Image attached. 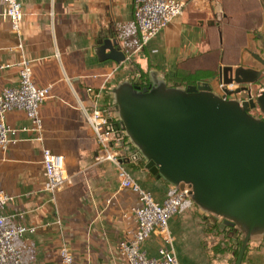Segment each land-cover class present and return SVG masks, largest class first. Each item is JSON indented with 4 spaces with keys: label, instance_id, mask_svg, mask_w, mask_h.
<instances>
[{
    "label": "crops",
    "instance_id": "crops-1",
    "mask_svg": "<svg viewBox=\"0 0 264 264\" xmlns=\"http://www.w3.org/2000/svg\"><path fill=\"white\" fill-rule=\"evenodd\" d=\"M19 1L23 49L18 48L19 38L0 3V63L14 64L0 71V89L19 85L16 64L22 55L32 60L35 82L52 83L53 89L40 109L43 141L33 139L35 133L29 130L25 112L12 111L6 119L20 131L17 143L0 149V189L16 197L4 207V214L10 224L25 223L37 229L16 238L15 243L27 264H61L59 249L64 242L79 262L127 264L118 254V245L136 228L130 210L138 198L120 186L114 162H96L101 151L82 111V105H91L87 89L99 91L104 85L99 105L108 109L111 88L135 74L143 73L142 79L150 84L155 72L169 85L180 87L216 80L221 66L236 64L246 56L263 6L257 0H218L223 22H216L220 21L215 12L217 0H181L186 2L184 13L136 52L139 32L133 0ZM230 32L239 39L231 40ZM216 49L220 50L217 61L213 59ZM235 54L237 60L231 57ZM214 62L217 75L211 74ZM199 70L203 74L196 77ZM43 147L65 156L71 179L54 194L46 190ZM124 162L157 201L174 192L175 187L146 169L143 160L125 157ZM176 217L170 219V229L180 264H230L231 257L219 258V245L214 249L207 241L211 250L207 252L199 237H193L194 227L186 231L185 240L181 233L174 234ZM226 240L233 253L236 244ZM163 242L161 233L155 231L143 249L148 256H156ZM242 264H264V238L249 244Z\"/></svg>",
    "mask_w": 264,
    "mask_h": 264
},
{
    "label": "water",
    "instance_id": "water-1",
    "mask_svg": "<svg viewBox=\"0 0 264 264\" xmlns=\"http://www.w3.org/2000/svg\"><path fill=\"white\" fill-rule=\"evenodd\" d=\"M219 73L230 83L238 68L221 66ZM152 75L143 88L135 76L111 88L113 128L124 132L135 148L133 158L143 160L158 179L175 188L191 185V199L203 216L240 228L243 242L235 264H242L249 244L264 235V118L250 113L259 107L264 114V91L256 100H226L208 81L180 87ZM253 76L243 82L259 74Z\"/></svg>",
    "mask_w": 264,
    "mask_h": 264
},
{
    "label": "built area",
    "instance_id": "built-area-1",
    "mask_svg": "<svg viewBox=\"0 0 264 264\" xmlns=\"http://www.w3.org/2000/svg\"><path fill=\"white\" fill-rule=\"evenodd\" d=\"M216 18L221 20L223 9L218 0ZM4 5L3 15L11 24L12 31L18 36V48L23 49L21 40V23L23 19L22 5L19 0H0ZM134 15L139 32V43L135 51H139L154 38L169 23L184 13L185 1L181 0H133ZM130 58V55H129ZM11 62L0 63V71L13 66ZM20 83L17 86H8L0 89V149L7 150L17 143L19 128L7 122V115L15 110L26 113L30 120L29 130L35 133V140L43 141V118L40 113L42 104L52 97L53 84L38 85L34 80L32 60L22 55L18 63ZM135 75L136 80L140 79ZM203 81H199L201 83ZM213 90L223 99L238 98L242 101L256 100L259 95L244 96L242 93L229 94L227 91L237 89L235 81L224 82V76L219 75L215 80H209ZM197 84V83H196ZM102 85L99 91L87 89L91 105H82L88 124L93 129L100 153L95 157L96 162L112 161L117 165L120 186L131 190L137 195L138 204L130 212L136 217V228L121 239L118 245V254L127 264H180L174 249V237L170 229V219L178 213L182 205L191 199L192 186L186 183L175 188L162 201H157L153 193L144 188L132 175L125 165L124 158L131 159L135 155L134 147L128 137L121 130V134L114 130L113 124L117 117L112 109H102L99 100L104 91ZM259 110V107L251 109ZM261 113V111H260ZM263 114V113H261ZM254 115V114H253ZM111 118V122H108ZM42 163L46 176V190L54 194L64 188L71 181L66 167L65 156L55 153L48 147L42 148ZM15 196L6 190L0 189V264H27L23 260L22 250L16 245L15 239L26 233H33L35 226L25 223L10 224L4 214V207L15 200ZM158 231L163 237V245L156 256H148L143 249L145 242ZM61 264H90L76 260L70 246L64 242L60 247Z\"/></svg>",
    "mask_w": 264,
    "mask_h": 264
},
{
    "label": "flooded vegetation",
    "instance_id": "flooded-vegetation-1",
    "mask_svg": "<svg viewBox=\"0 0 264 264\" xmlns=\"http://www.w3.org/2000/svg\"><path fill=\"white\" fill-rule=\"evenodd\" d=\"M259 1L260 5L264 3V0H257ZM263 6V5H262ZM251 42L249 45H247L246 50L247 53L243 58H239L237 60L236 64H230L234 67V70L238 68V74L236 75L237 79L235 81L236 85H238L237 88H241L242 91L240 93L244 94V96H252L259 95L260 92L263 91L264 87V62H261L260 60L254 58L251 54V52H255L262 57H264V11L262 10L259 18L257 19V29L255 33H253V36L251 37ZM229 65V64H228ZM253 70V71H248ZM258 73L259 76L255 78V80L252 81H244L247 79H251L254 77V73ZM135 84L140 86L141 88L146 87L149 85V83L142 79L140 76V79L137 81L136 77L134 79ZM196 84V83H194ZM251 113V112H250ZM252 114V113H251ZM205 220L214 221L216 224L219 225V228L223 233H225L226 238L233 242L234 244L238 245L240 242H243V233L241 232L240 228L236 225H230L226 223L223 219L220 217H216L213 215L204 216ZM264 238V235L260 236V238ZM259 240V239H258Z\"/></svg>",
    "mask_w": 264,
    "mask_h": 264
},
{
    "label": "rangeland",
    "instance_id": "rangeland-1",
    "mask_svg": "<svg viewBox=\"0 0 264 264\" xmlns=\"http://www.w3.org/2000/svg\"><path fill=\"white\" fill-rule=\"evenodd\" d=\"M3 10V9H2ZM4 11H2L3 14ZM4 16V15H3ZM5 17V16H4ZM216 22H223V19L220 21H216ZM216 36H215V44H218V31H216ZM220 34L221 36H224V34L222 35V30H220ZM219 34V35H220ZM227 36L229 38L232 39H239V35H236V33H228ZM236 42V40H235ZM224 49V47H223ZM220 55V50L216 49L215 54H214V58L217 61V57ZM231 57H233L234 59H238V57H236L235 55H232ZM215 63L214 69H213V73L214 75H217L218 72V67H217V63ZM136 73V71H135ZM134 74V73H133ZM201 74H203L202 70L197 71L196 73V77H200ZM210 74V73H207ZM137 75V74H135ZM253 114L256 117H260V118H264V114H261L259 110H253ZM148 179L153 178L150 174L148 176ZM177 214V223H176V227L173 228V232L176 235L180 236L181 233V237H183V239L185 240L187 238V236L189 234H187V230L191 229L193 231V227L195 229L194 233H193V237H199L200 242L207 248V252H210L211 250L207 247V245L205 244L207 241L211 242L210 245L211 247L213 246V248L215 249V247L217 245H219L220 248H223L222 251L220 252L219 258L222 260H226V258L228 259L230 258V264H235L236 262V255L235 252H231V245H229L230 243L227 242L226 240V235L225 233H223V231L220 230L219 228V223L216 224L215 222L212 223V221L210 220H205L202 216V214L200 212H198V208L196 207V205L194 204V202L192 201V199H188L180 208V210L178 211ZM181 227L177 228V225H181ZM178 233V234H177ZM215 251V250H214ZM59 253H60V249H59Z\"/></svg>",
    "mask_w": 264,
    "mask_h": 264
},
{
    "label": "trees",
    "instance_id": "trees-1",
    "mask_svg": "<svg viewBox=\"0 0 264 264\" xmlns=\"http://www.w3.org/2000/svg\"><path fill=\"white\" fill-rule=\"evenodd\" d=\"M142 76H144V74L143 73H141V77ZM143 80H145V81H147V79L145 78V79H143ZM107 96H108V109H110V108H114V103H113V96H112V93L110 92V93H108L107 94ZM107 109V108H106ZM230 242V241H229ZM241 244H242V242H240L238 245H236V247L234 248V252H235V255H236V257H238V255H239V251H240V247H241ZM221 249H223V248H220L219 250H221ZM237 259V258H236Z\"/></svg>",
    "mask_w": 264,
    "mask_h": 264
}]
</instances>
